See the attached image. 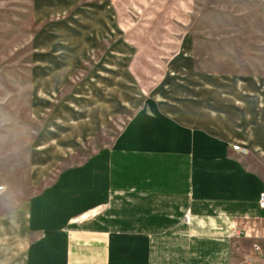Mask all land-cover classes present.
<instances>
[{"label":"crops","instance_id":"1","mask_svg":"<svg viewBox=\"0 0 264 264\" xmlns=\"http://www.w3.org/2000/svg\"><path fill=\"white\" fill-rule=\"evenodd\" d=\"M64 3L32 1L31 109L48 114L33 175L49 172L46 143L49 158L65 157L83 126L94 136L116 111L132 119L23 213L0 218V264H264L263 87L210 85L183 49L151 89H131L133 48L112 1ZM73 78L76 92L62 96Z\"/></svg>","mask_w":264,"mask_h":264},{"label":"rangeland","instance_id":"2","mask_svg":"<svg viewBox=\"0 0 264 264\" xmlns=\"http://www.w3.org/2000/svg\"><path fill=\"white\" fill-rule=\"evenodd\" d=\"M32 1L0 0V218L23 213L31 198L60 171L109 148L133 114L127 109L116 111L107 125L96 127L94 136L93 127L83 126L86 136L67 144L65 157L49 158L46 143L49 172L40 180V175H33V163L44 164L43 159L33 160L32 151L41 119L48 114L43 111L36 117L31 109L33 37L38 32ZM52 1L60 5L64 0H48ZM79 1L65 0L63 7ZM111 1L115 26L133 48L131 89H151L168 60L187 49L194 74L211 78L210 85L258 83L263 87L259 101H264V0ZM73 80L76 84L68 81L62 96L76 92L79 81ZM64 129L71 137L76 134L73 126ZM88 215L83 221L90 219Z\"/></svg>","mask_w":264,"mask_h":264},{"label":"built area","instance_id":"3","mask_svg":"<svg viewBox=\"0 0 264 264\" xmlns=\"http://www.w3.org/2000/svg\"><path fill=\"white\" fill-rule=\"evenodd\" d=\"M259 207L264 210V191L262 192L260 199H259Z\"/></svg>","mask_w":264,"mask_h":264},{"label":"bare ground","instance_id":"4","mask_svg":"<svg viewBox=\"0 0 264 264\" xmlns=\"http://www.w3.org/2000/svg\"><path fill=\"white\" fill-rule=\"evenodd\" d=\"M84 218V217H83Z\"/></svg>","mask_w":264,"mask_h":264}]
</instances>
